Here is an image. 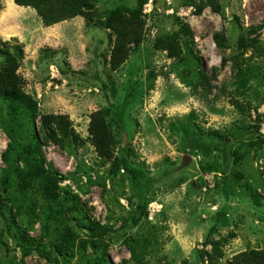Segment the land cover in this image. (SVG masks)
I'll return each mask as SVG.
<instances>
[{"label":"rangeland","instance_id":"374dc122","mask_svg":"<svg viewBox=\"0 0 264 264\" xmlns=\"http://www.w3.org/2000/svg\"><path fill=\"white\" fill-rule=\"evenodd\" d=\"M6 1L0 69L4 53L15 56V74L39 115L71 122L74 134L57 146L34 119L44 169L58 176L59 199L79 211L57 226L37 183L0 188V264H88L102 255V264H233L241 253L264 251V0H142L144 41L116 70L109 62L115 35L103 22L140 0H92L91 19L51 27L22 7L7 23L16 33L4 38ZM205 3L220 10L197 14ZM175 35L179 57L154 48ZM7 105L0 97V175ZM109 105L117 112L106 119L111 157L104 159L88 128L90 115ZM191 132L218 148L207 156L190 148ZM122 158L143 173L137 189L122 170L109 174ZM137 205L147 216L134 226ZM64 232L70 248L59 254ZM19 237L41 242L54 263L35 251L24 256Z\"/></svg>","mask_w":264,"mask_h":264},{"label":"trees","instance_id":"16d2710c","mask_svg":"<svg viewBox=\"0 0 264 264\" xmlns=\"http://www.w3.org/2000/svg\"><path fill=\"white\" fill-rule=\"evenodd\" d=\"M17 6L33 9L41 19L45 27L81 17L91 19L90 12L93 9L92 0H12ZM145 1L140 0L139 5L135 10H114L103 22L105 28L112 31L115 35L114 47L110 55V67L116 70L127 59L131 51L138 49L144 41V21L141 17V7ZM210 6L215 12H218L219 6L213 3L208 5H197V14H200L204 7ZM177 35L168 36L163 39H157L154 42L156 50L164 51L169 58H177L182 54L180 44L177 40ZM219 39L220 35H215ZM6 52V51H4ZM17 54V53H16ZM6 55L4 64L0 69V97L8 102L10 113V123L7 129V135L10 143L7 149L2 153L1 158L5 163L6 168L2 170L0 175V188L7 190L12 188L16 183L20 185L22 191H28L33 183H37L39 189L47 203H49V218L54 224L59 226L63 217L67 214L76 213L79 211L78 205L69 203L66 199H59L58 195V176L52 171L44 169L45 157L43 156V143L35 129L34 119L40 118L42 137L45 142L53 143L57 146H63V142L72 136L71 122L65 116L60 115H39L37 103L26 95L21 88V79L15 74L18 68L17 58L15 56ZM207 82V77H203ZM116 113L117 109L113 105H109L103 110L90 115L89 136L95 147L96 152L104 159L111 157V136L107 124V117L111 113ZM23 128L30 130L26 136V142L22 144L20 140L24 139ZM186 134L189 131L185 126H182ZM77 137L76 135H74ZM190 148L200 150L204 156L210 154L213 148H218L216 143H207L204 139L194 132H191ZM220 140L225 138L219 137ZM216 144V145H212ZM22 165V166H21ZM21 166V167H20ZM123 171L138 187V181L143 176V173L132 168L128 160L122 158L115 161L109 170L111 176H116L120 171ZM254 204L260 205L257 198H252ZM4 207L0 199V212ZM56 207V208H55ZM145 206L137 205L136 212L130 219L134 226H137L143 217H146ZM220 217L225 214L221 213ZM13 221V219H12ZM11 221V222H12ZM13 224V223H12ZM214 229H211L213 232ZM60 245L57 247L59 254L63 253L64 248L69 247V235L65 232L61 235ZM20 246L24 256L30 255L35 251L41 258H44L49 263H54L52 253L42 249L41 242L35 244L30 238L23 239L19 237ZM133 255L135 251H132ZM105 261L104 255L101 258L88 262V264H102ZM233 264H264V251H248L241 253L233 258Z\"/></svg>","mask_w":264,"mask_h":264},{"label":"bare ground","instance_id":"6f19581e","mask_svg":"<svg viewBox=\"0 0 264 264\" xmlns=\"http://www.w3.org/2000/svg\"><path fill=\"white\" fill-rule=\"evenodd\" d=\"M24 8L17 6L12 0L6 1L5 11L1 16V35L4 38H9L16 33V28L7 25L8 20H11L18 15L19 11ZM55 29V28H54ZM53 31V30H52ZM46 34V33H45Z\"/></svg>","mask_w":264,"mask_h":264}]
</instances>
